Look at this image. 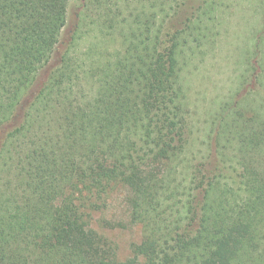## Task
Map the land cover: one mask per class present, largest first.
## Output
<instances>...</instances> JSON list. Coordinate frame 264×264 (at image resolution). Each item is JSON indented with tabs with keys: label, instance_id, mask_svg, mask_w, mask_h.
<instances>
[{
	"label": "trees",
	"instance_id": "trees-1",
	"mask_svg": "<svg viewBox=\"0 0 264 264\" xmlns=\"http://www.w3.org/2000/svg\"><path fill=\"white\" fill-rule=\"evenodd\" d=\"M71 1L0 0V264H264V17L197 137L185 75L218 42L213 0H79L62 40ZM121 189L124 261L90 227Z\"/></svg>",
	"mask_w": 264,
	"mask_h": 264
},
{
	"label": "rangeland",
	"instance_id": "rangeland-1",
	"mask_svg": "<svg viewBox=\"0 0 264 264\" xmlns=\"http://www.w3.org/2000/svg\"><path fill=\"white\" fill-rule=\"evenodd\" d=\"M201 0H186L183 4L181 17L189 15ZM215 3L212 16L216 18V34L218 42L208 50L202 62L191 75H185L184 105L190 114L194 134L201 136V129L207 112L212 113L216 103L234 90L235 81L243 70L242 61L251 44V33L257 30L258 23L263 21L264 0H213ZM79 0L70 2L67 13V24L62 31V40L66 38L75 22V14ZM59 51H56L48 66L37 74L33 85L23 98L21 107L5 130L19 125L24 102L31 100L38 88L46 79L48 72L57 63ZM1 134V133H0ZM1 136V135H0ZM123 189L115 191L107 202V207L92 216L90 227L107 241L115 250L118 261L126 260L130 255L131 246L141 240V230L129 222L128 212L124 201Z\"/></svg>",
	"mask_w": 264,
	"mask_h": 264
}]
</instances>
